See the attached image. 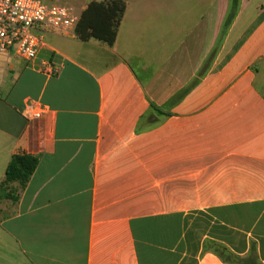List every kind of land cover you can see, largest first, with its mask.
I'll list each match as a JSON object with an SVG mask.
<instances>
[{
	"label": "crops",
	"instance_id": "0c3cea01",
	"mask_svg": "<svg viewBox=\"0 0 264 264\" xmlns=\"http://www.w3.org/2000/svg\"><path fill=\"white\" fill-rule=\"evenodd\" d=\"M122 1L112 46L0 56V186L38 160L2 189L0 264H264V0L224 36L231 0Z\"/></svg>",
	"mask_w": 264,
	"mask_h": 264
},
{
	"label": "built area",
	"instance_id": "2783aa9c",
	"mask_svg": "<svg viewBox=\"0 0 264 264\" xmlns=\"http://www.w3.org/2000/svg\"><path fill=\"white\" fill-rule=\"evenodd\" d=\"M80 12L60 0H0V56L11 53L26 61L37 58L47 30L64 37H75ZM48 75L54 70H48ZM47 108L37 101L23 105L21 114L28 121H42Z\"/></svg>",
	"mask_w": 264,
	"mask_h": 264
},
{
	"label": "trees",
	"instance_id": "16d2710c",
	"mask_svg": "<svg viewBox=\"0 0 264 264\" xmlns=\"http://www.w3.org/2000/svg\"><path fill=\"white\" fill-rule=\"evenodd\" d=\"M241 0H231L230 10L224 23V36L231 26L239 11ZM126 4L122 0H104L91 2L85 11L81 13L80 21L76 29V37L81 41L88 42L96 40L108 46H112L117 38ZM38 160L26 154L15 155L6 171V180L0 186V197L5 185L12 182H19L24 187L37 168ZM226 258L220 254V258L226 264L233 263L232 259L241 264H257L252 258L236 259L225 251Z\"/></svg>",
	"mask_w": 264,
	"mask_h": 264
},
{
	"label": "rangeland",
	"instance_id": "374dc122",
	"mask_svg": "<svg viewBox=\"0 0 264 264\" xmlns=\"http://www.w3.org/2000/svg\"><path fill=\"white\" fill-rule=\"evenodd\" d=\"M52 1H54V0H52ZM66 1V0H65ZM67 1H69V0H67ZM70 1H72V3L73 4H75V3H77V2H80V0H70ZM223 256V255H222ZM224 258H226V255L224 254ZM232 262H234V263H238V264H241L240 262H238V261H236V260H234V259H232Z\"/></svg>",
	"mask_w": 264,
	"mask_h": 264
}]
</instances>
